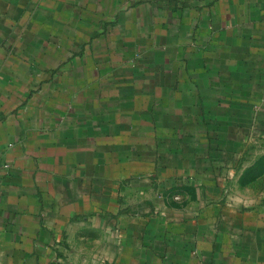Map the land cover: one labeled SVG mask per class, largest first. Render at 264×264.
Listing matches in <instances>:
<instances>
[{
  "label": "crops",
  "instance_id": "0c3cea01",
  "mask_svg": "<svg viewBox=\"0 0 264 264\" xmlns=\"http://www.w3.org/2000/svg\"><path fill=\"white\" fill-rule=\"evenodd\" d=\"M0 264H264V0H0Z\"/></svg>",
  "mask_w": 264,
  "mask_h": 264
}]
</instances>
